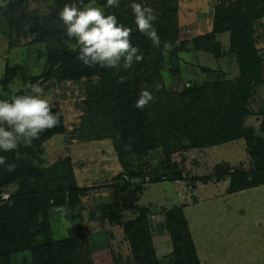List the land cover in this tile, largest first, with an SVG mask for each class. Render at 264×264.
Segmentation results:
<instances>
[{"label":"rangeland","instance_id":"1","mask_svg":"<svg viewBox=\"0 0 264 264\" xmlns=\"http://www.w3.org/2000/svg\"><path fill=\"white\" fill-rule=\"evenodd\" d=\"M222 1L179 0L167 4L157 0L163 13L178 11L179 43L188 42L189 46L186 52L173 48L171 52L159 50L144 57L151 65L149 76L144 79L151 77V80L144 81L142 90L155 97L146 108L155 111L161 100L167 108L181 106L197 96L210 107L207 113L193 114L196 122L191 129L196 132V125L200 128L201 144L207 142L214 127L227 125L238 135L237 140L223 146H189L172 156L170 166L161 137L159 146L147 155L120 158L116 140L125 117L120 107L129 103L128 95L123 93V102L114 97L102 103L105 79L102 73L71 79L77 71L55 72L50 58L55 46L43 39L47 32L53 31L52 16L60 11L59 0H0V100L33 94L30 86L38 84L43 89L41 97L52 109H60L66 127L64 134L45 141L34 140L33 150L15 160L12 158L15 151H0L8 164L16 165L12 172L6 170L7 165H0L3 183L0 211L5 208L30 211L34 203L45 205L47 198L55 196L63 200L67 188L84 191L80 193L78 210L47 213L48 234L39 226L14 247H4L0 240V251L16 252L13 260L1 258L0 264H40L49 255L50 241L61 244L69 239L76 241L82 253H89L91 264H135L125 225L146 214L157 257L164 264H177L169 227L173 224L169 223L170 212L184 214L201 264H264V186L228 194L230 177L221 182L216 180L219 167L259 170L252 168L246 137L253 133L264 140V17L254 23L253 30L260 68L254 74H245L232 51L230 32L217 35V56L196 50L192 43L213 33L215 14ZM90 2L73 3L82 7ZM127 2L130 8L133 0H120L119 7ZM235 2L226 0L225 5ZM10 4L18 7L16 12ZM95 4L108 15V7L102 0H95ZM59 39L67 41L69 50L78 52L76 41H68L66 32L55 41ZM144 59L129 69H117L118 77L125 78L122 88L138 81L139 65ZM113 77L111 74L110 78ZM238 79L249 90L247 114L242 122L232 120L238 102L230 95V84ZM142 90H135L138 94L130 99L136 103ZM207 114L212 118H207ZM50 133L51 129L42 132L40 139ZM33 160L39 161L38 166H33ZM178 174L181 180L170 181ZM124 176L132 183L126 193L119 189ZM39 220L41 225L43 215Z\"/></svg>","mask_w":264,"mask_h":264},{"label":"trees","instance_id":"2","mask_svg":"<svg viewBox=\"0 0 264 264\" xmlns=\"http://www.w3.org/2000/svg\"><path fill=\"white\" fill-rule=\"evenodd\" d=\"M163 1L170 4L178 3L179 0ZM59 2L60 10H62L65 4H71L74 0H59ZM102 3L106 5L107 0H102ZM141 3L152 7L158 16L154 24L161 40V45L158 48L153 47L148 37L146 36V39L143 38L145 35L141 34L138 30L134 33L136 25L134 23L133 13L131 9L127 7L129 4L128 2L126 3L127 5L125 4L123 7H113L107 10L108 14L118 17L121 24H125L127 27L132 28L130 39L134 46L140 49V54L147 58L154 55L159 50L165 51L163 48L165 41L176 45L174 48H176L177 52L188 51V42L179 43L178 11L172 10L171 12L163 13L159 10V3L157 0H141ZM225 3L226 0H223L222 4L217 7L213 33L206 37H199L192 43L196 50L216 55L219 53L215 41L217 35L230 32L232 51L238 57L243 73L254 74L260 68V59L253 42V30L254 23L264 17V0H236L233 5L229 6L225 5ZM17 9L18 7L16 5H11L12 11L16 12ZM58 13L52 16L53 31L49 34L47 32L43 39L47 41L48 44H54L55 46L50 53L55 72L67 73L69 71H77L78 73H75L76 75L72 76L71 79L74 77L82 79L102 73L105 77L103 85L104 91L101 97L102 103L108 102L110 99V101H112L114 97L117 102H123V93L125 92V95H128L126 99L129 100V103L124 105V107H120L124 109L125 117L123 129L120 132L119 138L116 140L117 150L122 160L129 156L142 157L147 155L150 150L156 149L159 146L158 138L160 137L162 139L160 143L165 150V157L170 166L172 156L177 152L185 150L189 146L190 148L223 146L238 139V135L235 131L232 133V129L229 126L223 125L221 128L214 127L212 135L207 138V142L201 144L200 128L196 125L197 131L195 132V130L191 129V126L196 122L194 115L198 113H207L210 107L205 105L203 99L197 96L189 103L186 101L181 106L175 104L173 107L169 108H167V106L163 104V100H161L155 110L156 112L147 108L143 110L134 108L135 101L130 99V96L136 94L138 89L139 91L142 90L144 81L149 82L151 80V77L144 79V76H147L151 69L150 60L144 59V63L139 65L138 81L134 83L127 82V86H123L122 88L125 79L123 82H118L122 76L118 77L116 68H100L99 66L89 68L77 60L76 57L78 52L72 49L69 50L66 40L59 39L55 41L57 36H61V34L66 32L59 19ZM132 37L134 39H132ZM66 38L68 41H75L74 38H69L67 35ZM122 67L123 62H121L119 68ZM111 74L114 75L113 78H110ZM230 87V95L238 102V105L236 104L234 108V118H232V120L234 119L235 122H242L247 114L245 107L249 100L248 86L243 80L238 79L234 83L232 82ZM116 90L118 91L116 92ZM136 98L138 99V96H136ZM52 111L54 113H59L60 125L51 129V133L48 136L39 139L41 141L48 140L53 136L66 132L64 116L61 114L60 109H52ZM166 111L170 113L167 114ZM219 112L221 111L219 110ZM206 117L210 118L211 116L207 114ZM198 122L200 123L199 120ZM215 129L216 134L214 135ZM262 131L264 132V122L262 124ZM246 140L249 146L248 151L252 168L256 167L259 168V170L258 172H253L252 169L250 172H247L240 168L230 169V167H227L225 169L219 167L216 180L221 182L224 180L223 178L226 177H230L231 179L230 186L227 190L228 194H236L264 186V140L255 137L253 133L246 137ZM35 144L36 143L33 142L32 147H25L24 149L20 146L18 152H14L12 158L15 160V158H18L20 155L28 154L33 150ZM129 144L131 145L130 150L126 148ZM181 179L182 176L178 174L171 178L170 181H179ZM1 186H3V183L0 182V188ZM131 188L132 183L127 180V177H121L119 189L126 193ZM82 190L83 189L77 187L67 188L65 189V198L63 200L55 196L50 197V200L47 198L44 203L45 205H38L37 203L31 205L30 211H28L29 208L28 210L25 209L24 212L19 208L2 209L0 211L1 245L4 247H14L24 242V240L29 237L31 230L34 228L37 230L39 226H43V232L48 234L50 231L45 227L49 219L47 213L50 211L74 212L78 210L81 207L80 193L84 192ZM124 208L127 209L128 207ZM113 210L117 211V209ZM26 212H28V214L30 213V216H27ZM40 215H43L44 218L41 225H39ZM147 221L146 214L144 217L141 216L137 220L125 225V231L131 243L135 264H164L159 260L151 245L150 229L148 228ZM169 223H173L169 227L173 233V245L177 264H201L197 256L195 242L184 214L182 212H170ZM49 246V255L47 254L40 264H64L65 261V264H91L89 253H82L83 251L74 239L63 241L61 244L50 241ZM15 254L16 252L14 250L6 251L1 249L0 260L1 258H6L8 261L13 260Z\"/></svg>","mask_w":264,"mask_h":264},{"label":"clouds","instance_id":"3","mask_svg":"<svg viewBox=\"0 0 264 264\" xmlns=\"http://www.w3.org/2000/svg\"><path fill=\"white\" fill-rule=\"evenodd\" d=\"M83 4V0H80ZM120 0H107L106 7L118 8ZM134 16L136 29L152 42L153 47H160L161 40L154 26L158 19L155 10L135 0L129 5ZM66 35L74 38L78 49L77 60L91 68L129 69L134 63H142L140 49L131 42L132 28L118 22L115 15L105 14L103 8L96 6L95 0L78 6L77 3L65 4L58 13ZM178 44V42H177ZM174 45L165 41L163 48L171 52ZM125 78L121 77L123 82ZM31 93L14 95L0 100V151L18 152L19 147H32L33 141L40 139V134L60 125L59 113H54L49 102L41 97L43 89L38 84L31 85ZM155 97L148 90H142L135 103V108L143 110L154 101ZM126 148L130 150L131 145ZM39 161L33 160V166ZM0 165H7L6 170H15V164H8L0 156Z\"/></svg>","mask_w":264,"mask_h":264}]
</instances>
